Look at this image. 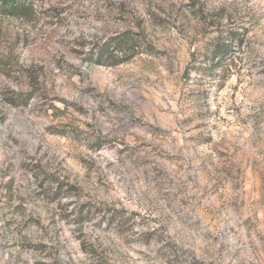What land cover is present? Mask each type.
Segmentation results:
<instances>
[{
    "label": "rangeland",
    "instance_id": "obj_1",
    "mask_svg": "<svg viewBox=\"0 0 264 264\" xmlns=\"http://www.w3.org/2000/svg\"><path fill=\"white\" fill-rule=\"evenodd\" d=\"M21 1L0 264H264V0Z\"/></svg>",
    "mask_w": 264,
    "mask_h": 264
},
{
    "label": "trees",
    "instance_id": "obj_2",
    "mask_svg": "<svg viewBox=\"0 0 264 264\" xmlns=\"http://www.w3.org/2000/svg\"><path fill=\"white\" fill-rule=\"evenodd\" d=\"M235 6L232 9V12L235 13V15L237 14L238 11V6L236 3L233 5ZM6 10L9 11V15L12 17H27L30 15L31 13V5L25 1H21V0H0V12H6ZM123 38H118V39H114V41H121L122 42ZM229 42L227 43H217L215 45V47L213 48V51L211 52L212 58L210 59V62L212 65H216L218 64L221 59H219L220 57H222L229 48H231L232 44L236 43L237 40H235L234 35H231L229 38ZM113 40H110L109 43L112 44ZM108 45H106V47H108ZM101 49L99 48L97 51V56H102L101 53ZM223 54V55H222Z\"/></svg>",
    "mask_w": 264,
    "mask_h": 264
}]
</instances>
